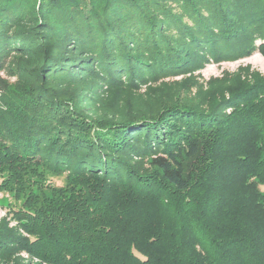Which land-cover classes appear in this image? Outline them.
<instances>
[{
  "label": "trees",
  "instance_id": "obj_1",
  "mask_svg": "<svg viewBox=\"0 0 264 264\" xmlns=\"http://www.w3.org/2000/svg\"><path fill=\"white\" fill-rule=\"evenodd\" d=\"M255 51L264 0H0V264H264V72L193 74Z\"/></svg>",
  "mask_w": 264,
  "mask_h": 264
},
{
  "label": "rangeland",
  "instance_id": "obj_2",
  "mask_svg": "<svg viewBox=\"0 0 264 264\" xmlns=\"http://www.w3.org/2000/svg\"><path fill=\"white\" fill-rule=\"evenodd\" d=\"M259 43V39L256 40L255 45L257 46ZM249 65L251 70H257L261 73L264 72V57L258 53L257 51L253 52L250 56L246 58H242L237 61H224V62H212L207 61L203 68L196 71L195 75H197V81L199 84L205 86L206 82L210 78L221 77L223 72H228L233 74L237 71L239 66ZM1 76L5 78L4 73H1ZM187 76V75H186ZM185 76H173L164 79L166 82L179 81ZM10 81H13V78H8ZM195 92V87L192 89V93ZM47 181L52 185L60 187L64 185V176L63 175H55L51 172H46ZM261 191L264 192V187L260 188ZM21 206V199H18L13 196V194H9L6 192H0V219L7 217L11 223L10 226H14V221H12V214L14 210H19ZM25 256V255H24Z\"/></svg>",
  "mask_w": 264,
  "mask_h": 264
}]
</instances>
